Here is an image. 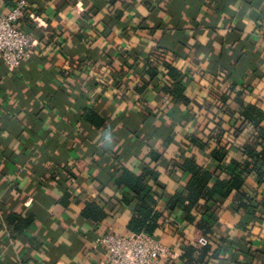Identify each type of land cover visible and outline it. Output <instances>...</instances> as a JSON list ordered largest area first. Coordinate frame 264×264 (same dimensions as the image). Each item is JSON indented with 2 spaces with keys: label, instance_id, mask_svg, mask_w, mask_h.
<instances>
[{
  "label": "crops",
  "instance_id": "1",
  "mask_svg": "<svg viewBox=\"0 0 264 264\" xmlns=\"http://www.w3.org/2000/svg\"><path fill=\"white\" fill-rule=\"evenodd\" d=\"M27 1L20 27L34 32L37 52L14 71L0 57V264H103L95 239L134 233L135 194L116 182L119 167L150 171L164 211L190 177L178 163L194 156L212 170L220 164L210 156L214 145L198 144L213 127L214 90L242 91L224 104L234 116L216 118L225 120L228 157L245 162L236 148L255 132L249 124L235 133L245 107L264 125V0ZM166 62L183 72L189 104L164 94L177 83ZM149 66L160 72L153 81ZM244 189L254 203L222 201L211 243L220 250L203 258L193 243L201 213L192 210L190 221L181 208L165 212L154 237L174 257L158 264H264V206L255 208L264 183L249 174ZM88 201L105 217L86 218Z\"/></svg>",
  "mask_w": 264,
  "mask_h": 264
},
{
  "label": "trees",
  "instance_id": "2",
  "mask_svg": "<svg viewBox=\"0 0 264 264\" xmlns=\"http://www.w3.org/2000/svg\"><path fill=\"white\" fill-rule=\"evenodd\" d=\"M164 66L168 73L177 80L174 89L163 88L164 94L171 93L174 99H181L186 104H189L190 99L183 94V87L180 84L184 77L183 72L174 66L172 62H166ZM146 73L149 76V80L152 81L160 74L155 66H149L146 69ZM145 87L146 85L141 90ZM218 89L220 88L218 87ZM218 91L214 90L212 102L208 106V110L213 113V118L211 119L213 127L210 128L206 140L200 138L198 139V144L201 148L207 150L214 145L210 151V156L220 164L215 170H212L208 166L200 164L194 156L186 158L182 163H178V167L183 172H187L190 177L183 189L178 191L168 201L166 210L161 211L156 207L158 203L157 194L152 191L150 183L146 179L147 172L150 171L146 169L143 174L137 175L123 165L117 169L116 182L128 187L135 194L134 215L129 222L128 230L134 233L145 232L154 236L155 230L162 226L168 218L165 212L172 213L176 208H181L187 214L186 218L192 221L193 218L190 216V212L196 209L201 213L196 226L211 241L208 245L198 248L201 258L211 251L213 252L212 254H215L220 250V247L212 250L211 243L212 237L218 228V209L222 201L233 195V198L238 201L239 207L246 208L251 206L254 203V198L244 189L247 175L255 174L259 182L264 183V125L261 121L256 118L253 119L249 115L250 107H245L242 112L243 121L236 127L235 133L238 134L249 124L254 125L255 132L238 148L232 145L246 157L245 162L242 163L235 158H229V145L223 144L222 141L227 133L226 127L223 125L225 120L222 118L217 119L216 117L219 111L225 112L230 118L234 116L235 111H232L230 107L225 109L224 104L232 96L235 89L229 87L224 91ZM234 93H236V98H238L241 96L242 91ZM255 108L252 111L258 112L257 108ZM86 117L89 120H93V117H90L89 114ZM216 138L218 140L213 142V139ZM151 178H156L154 172L151 173ZM216 195H219L220 198H216ZM126 202H129V200L126 199ZM253 206L255 205L253 204ZM258 206H264V199L255 208L258 209ZM83 212L86 218L96 221L106 215L104 207L96 201H88ZM17 217L16 215H11L10 221L14 222L15 219H18ZM18 221L20 220L18 219ZM185 248L190 252L195 249L190 244L186 245Z\"/></svg>",
  "mask_w": 264,
  "mask_h": 264
},
{
  "label": "built area",
  "instance_id": "3",
  "mask_svg": "<svg viewBox=\"0 0 264 264\" xmlns=\"http://www.w3.org/2000/svg\"><path fill=\"white\" fill-rule=\"evenodd\" d=\"M29 10L27 0H17L8 10H3L0 0V57L9 71H14L22 61L32 57L38 44L32 31L23 30L20 23ZM36 27L45 26L35 17ZM206 235H200L193 242L202 247L210 243ZM101 246L105 254L103 264H158L161 260L174 257L169 245L145 232L140 233H102L94 241Z\"/></svg>",
  "mask_w": 264,
  "mask_h": 264
}]
</instances>
